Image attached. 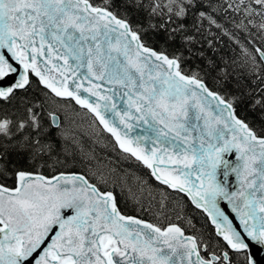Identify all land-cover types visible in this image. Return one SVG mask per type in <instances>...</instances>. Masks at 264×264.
Returning <instances> with one entry per match:
<instances>
[{"label": "snow or ice", "instance_id": "6c2138e0", "mask_svg": "<svg viewBox=\"0 0 264 264\" xmlns=\"http://www.w3.org/2000/svg\"><path fill=\"white\" fill-rule=\"evenodd\" d=\"M112 3L104 0L101 7L90 0H0V103L11 104L38 78L55 98L70 99L94 114L119 148L141 161L157 181L186 194L207 213L220 239L125 216L114 192L101 190V185L109 186L108 179L90 166L89 175L60 172L46 177L23 168L10 172L0 164V175L15 181L12 188L0 184V264H232L230 253H243L244 264H258L251 248L264 252V137L237 117L235 105L242 97L212 91L200 71L183 66V52L170 56L150 47L142 33L156 30V25L151 20L147 28L133 25L126 12L112 10ZM124 3L143 6L150 18L173 24L170 40L189 27L198 34L221 29L235 39L217 19L228 9L264 21V0ZM189 18L190 26L182 22ZM258 29L264 39V23ZM181 40L188 45L195 37L184 35ZM255 51L264 62V49ZM242 53L249 59L241 66L264 82V66L247 49ZM221 74L226 76V70ZM116 95L126 107L112 102ZM257 95L251 106L264 108V88ZM60 100L21 96L26 116L17 121L0 118V137L21 151L31 141L41 154L52 145L41 143L40 137L53 129L69 139V105ZM133 122L146 128L130 136ZM233 151L239 162L235 166L224 159ZM221 166L223 183L218 179ZM230 176H235L231 186Z\"/></svg>", "mask_w": 264, "mask_h": 264}, {"label": "trees", "instance_id": "16d2710c", "mask_svg": "<svg viewBox=\"0 0 264 264\" xmlns=\"http://www.w3.org/2000/svg\"><path fill=\"white\" fill-rule=\"evenodd\" d=\"M90 2L96 6H106L104 0H90ZM143 3H149V0H143ZM112 10L126 12L131 17L133 25H141L147 28L149 20H151V23L156 25V30L149 29L146 33H142L144 41L158 52L162 49L165 50L170 56L176 52H183V66L200 71L207 86L212 91L222 95L242 97L240 102L235 105L237 117L246 122L258 137H264V108L251 106L253 100L259 98L257 90L264 88V82H261L255 75L249 74L246 66H241L249 59L242 53V48L247 49L250 55L255 56L259 62L255 49L257 47L264 49V39L261 38L262 30L258 29V25L264 23L260 17L254 15L249 17L243 11L228 9L221 11L217 19L235 39L225 35L221 29L212 28L210 34L207 32L198 34L189 27L187 32L173 34L175 39L170 40L168 38L169 30L174 25L166 24L165 20L159 16L150 18L143 6L136 9L127 6L124 0H113ZM249 19L253 20L252 24L248 23ZM182 22L189 26L192 23L191 18ZM176 23H181V21H176ZM160 25H164V27H160ZM245 25L248 28L247 32L244 31ZM184 35L194 36L195 41L185 45L181 40ZM221 69L226 70V76L221 74ZM32 85L33 87L27 92L18 93L11 104L0 103V118L9 117L13 121H17L26 116L24 107L20 106L21 96L43 100L47 95L50 100H60L55 98L47 89H44L34 77L32 78ZM250 91L253 93L252 96L247 95ZM60 102L69 105L66 109L67 114L83 115L95 125L101 135V138L98 139L101 142V144L99 143L100 146L93 144L92 141H88L85 136L80 134L77 135L74 142L62 139L53 129L47 135L40 137L41 143L50 141L52 145L49 150L41 154L35 152L31 141L28 142L26 149L21 151L18 145L15 148L8 146L13 141H7L0 137V154L3 156L0 159V164H5L10 172H14L15 168H23L27 171L38 172L46 177H51L60 172L89 175L88 167L90 166L92 172L97 175L103 174L101 178L110 175L108 177L109 186L101 185V190L114 192L119 208L125 216L137 217L162 228L169 224H176L184 229L186 234L204 235L205 239H220L216 237L214 228L201 210L195 208L185 195L171 191L154 181L148 168L129 155L122 153L112 138L100 129L95 119L85 109H81L71 100H60ZM64 120L65 117L62 115L61 121L64 122ZM47 123L48 121L45 120V124ZM12 127L15 130V125ZM26 131L31 132V129H26ZM22 135L23 133L16 135L13 139L18 141ZM31 135L35 136L36 133L31 132ZM30 157H34V159L30 160ZM99 165L104 167L101 168ZM112 171H114V175H112ZM134 173L138 175L135 178L142 177L147 188L149 186L161 197L152 199V203H150L147 200L148 189L143 184H139L134 187V190L137 189L139 193V188L142 189L141 195L144 201L133 200L132 195L128 193L129 190L133 189L127 186L135 183L132 180L133 176H131ZM123 177L125 186L121 188L120 183ZM92 182L95 183V179ZM113 183L116 185L115 187H112ZM0 184H5L10 188L15 187L14 179H8L3 175H0ZM141 185L144 188L140 187ZM161 202L163 207H161ZM220 243L223 244V241L221 240ZM230 254L232 264H244L243 253L239 255Z\"/></svg>", "mask_w": 264, "mask_h": 264}, {"label": "rangeland", "instance_id": "374dc122", "mask_svg": "<svg viewBox=\"0 0 264 264\" xmlns=\"http://www.w3.org/2000/svg\"><path fill=\"white\" fill-rule=\"evenodd\" d=\"M76 116V117H75ZM73 115V114H67V123H66V127H67V130L69 132H71L73 135L69 138V139H66L68 141H73L74 142V139L77 137L78 134L80 135H83L85 136V139H88V141H92L93 144L95 145H99V143L101 144L100 140H98L99 138H101V135L99 134V132L97 131V128L95 127V125H93L85 116L83 115H80V114H76V115ZM98 125V124H97ZM76 143V142H75ZM100 146V145H99ZM83 151V150H81ZM100 166V165H99ZM101 168H103L104 166H100ZM108 174H110V172H108ZM112 175H114V171H112ZM110 176V175H109ZM105 177L107 179H109L108 177ZM131 176H133V181L135 183L129 184V186L127 187H131V189L133 190H129V194L132 195V199L133 200H137V201H144L143 199V196L141 195L142 194V189L139 188V193L136 190H134L135 186L136 185H139V184H143L146 188H147V184L143 181L144 179H142V177H139V178H135V177H138V175H136L135 173L134 174H131ZM101 179H104V178H101ZM146 181V180H145ZM147 182V181H146ZM141 185L140 187H143L144 186ZM120 186L121 188H123V186H125V183H124V177L122 178L121 180V183H120ZM148 191H149V195L147 196V200L152 203V199L155 200L157 197H161L160 194L156 193L155 191H152L149 186H148ZM133 191V192H132ZM137 191V192H135ZM135 192V193H134ZM133 193V194H132ZM144 193V191H143ZM128 194V195H129ZM135 200V201H136Z\"/></svg>", "mask_w": 264, "mask_h": 264}, {"label": "water", "instance_id": "95a60500", "mask_svg": "<svg viewBox=\"0 0 264 264\" xmlns=\"http://www.w3.org/2000/svg\"><path fill=\"white\" fill-rule=\"evenodd\" d=\"M61 51V53H63L65 50L64 49H61L60 50ZM257 55H258V57H259V54L257 53ZM69 64L70 65H73L75 62L69 57ZM59 64H61V65H63V59H61L60 61H59ZM261 64H262V66H264V62H261ZM69 75H71V73H69ZM34 78H36V77H34ZM36 79H38V78H36ZM97 83H102L101 81H96ZM41 85V84H40ZM42 86V85H41ZM105 87H111V85H104ZM43 87V86H42ZM117 88H119V86L117 85L116 86ZM49 91V90H48ZM53 96H54V94H52ZM84 95H87L86 93L84 94ZM58 99H60V98H58ZM90 99H95V97H91ZM74 102V101H73ZM112 102H115L117 105H118V107H121V106H123V107H126V104L124 103V101L121 99V97H120V95H116V96H114L113 97V101ZM75 103V102H74ZM111 103V102H110ZM78 107H80L79 105H77ZM81 109H85V108H82V107H80ZM85 110H87V109H85ZM88 111V110H87ZM89 112V111H88ZM94 118H95V120H96V122H97V124L100 126V128L104 131V133H106L107 135H109L111 138H112V140H113V142L115 143V145H116V147L121 151V152H123L120 148H119V145L116 143V141H115V138L110 134V133H108L106 130H104V128H103V125H100V123H99V121L96 119V117L94 116V114H92L91 112H89ZM117 119V121L119 120V117H117L116 118ZM133 124H134V127H135V132H132V133H129V135L130 136H134L135 134H138L139 133V131H140V128L141 127H145L146 128V125H140V124H137L136 122H133ZM121 128H123V126L121 125ZM124 153V152H123ZM125 154H127V155H129V156H131L129 153H125ZM132 157V156H131ZM134 160H136V158L135 157H132ZM224 159L225 160H227L228 161V163L230 164V165H232V166H235L237 163H239L237 160H236V153H235V151H233L232 153H230V154H228V153H226L225 155H224ZM136 161H138V160H136ZM139 163H141L142 165H143V163L141 162V161H138ZM144 166V165H143ZM146 167V166H145ZM147 168V167H146ZM149 171H150V173H151V170L150 169H148ZM224 171H225V169H224V167L223 166H221L220 167V169L218 170V179L220 180V182L221 183H223V179H224ZM151 175H152V173H151ZM152 178L154 179V181H156L157 183H159V184H161L159 181H157L156 179H155V177H153L152 176ZM235 183V176H230L229 177V186H231V185H233ZM161 185H163V184H161ZM163 186H165V187H167L168 188V186H166V185H163ZM168 189H170V188H168ZM171 191H175V190H172V189H170ZM178 192V191H177ZM180 193V192H179ZM180 194H182V195H185L186 197H187V199L190 201V203L195 207V205L192 203V201L190 200V198L186 195V194H184V193H180ZM196 208V207H195ZM197 209H199V210H201L205 215H206V217L208 218V221H209V223H210V225L214 228V226L211 224V222H210V219H209V217H208V215H207V213H205L202 209H200V208H197ZM229 215H230V217L233 219V222H234V224L237 226V227H239V224H238V222H237V220H236V218L231 214V213H229ZM214 231H215V228H214ZM251 252H252V254H253V256L255 257V259H256V261H258V264H264V252H262L261 251V249L259 248V247H256V246H252V248H251Z\"/></svg>", "mask_w": 264, "mask_h": 264}]
</instances>
